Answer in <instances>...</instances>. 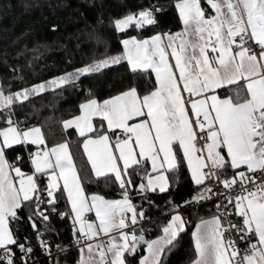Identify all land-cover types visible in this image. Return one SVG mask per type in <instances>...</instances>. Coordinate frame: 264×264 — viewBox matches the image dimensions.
<instances>
[{"label": "snow or ice", "instance_id": "6c2138e0", "mask_svg": "<svg viewBox=\"0 0 264 264\" xmlns=\"http://www.w3.org/2000/svg\"><path fill=\"white\" fill-rule=\"evenodd\" d=\"M175 8L180 31L129 36L121 55L16 92L0 87V264H32V244L17 227L25 222L51 256L41 225L54 214L72 221L78 264H129L141 245L147 254L138 264H164L188 221L175 205L162 234L146 239L135 226L148 217L132 193L152 204L147 194L169 191V174L182 163L200 189L192 200L216 198L218 210L195 225L191 264H264V0H175ZM162 11L154 4L114 26L142 31ZM121 61L154 74L155 84L104 100L90 94L78 115L62 121L82 138L84 167L69 140L49 145L41 127L15 118L32 96ZM101 178L112 179L122 198L89 195L86 181ZM233 216L240 219L232 223Z\"/></svg>", "mask_w": 264, "mask_h": 264}, {"label": "trees", "instance_id": "16d2710c", "mask_svg": "<svg viewBox=\"0 0 264 264\" xmlns=\"http://www.w3.org/2000/svg\"><path fill=\"white\" fill-rule=\"evenodd\" d=\"M150 3L163 6V11L157 13V25L147 26L142 31L135 28L124 33L117 31L115 20L149 7ZM181 27L175 0H0V87L6 93L16 92L106 57L121 55L123 37H146L160 30L179 31ZM154 84L153 74L134 73L127 61H121L81 76L74 85L32 96L17 105L15 118L29 126L41 127L49 145L69 140L78 166L84 167L85 157L79 147L82 138L72 129L64 130L62 121L76 115L79 105L90 94L103 100L129 86H138L140 91L148 92ZM18 154L19 147L9 153V158ZM169 180V191L147 194L152 204L140 197L133 198L142 207L147 205L148 208L143 210L147 216L154 217L144 232L146 239L161 234L174 206H180L181 202L192 199L200 191L183 163L176 172L169 174ZM85 187L88 194L98 193L108 198L121 196V190L112 179H91L86 181ZM169 201H172L171 205ZM182 208L180 213L185 215L188 224L175 246L166 253L164 264L192 262L195 258L194 226L197 221L215 214L214 204L205 200ZM58 210H67L65 199L60 200ZM27 214L28 209L21 213L25 217ZM17 227L20 236H27L31 242L32 256H44L46 252L39 246L31 227L26 222ZM41 230L44 231L43 238L52 245L53 254L40 258L36 264H64L65 260L68 264H78L79 249H70L64 255L56 253V245L65 246L75 237L70 219H61L54 214L46 225H41ZM143 252L144 245H141L135 258L128 257L129 264H138Z\"/></svg>", "mask_w": 264, "mask_h": 264}, {"label": "built area", "instance_id": "2783aa9c", "mask_svg": "<svg viewBox=\"0 0 264 264\" xmlns=\"http://www.w3.org/2000/svg\"><path fill=\"white\" fill-rule=\"evenodd\" d=\"M154 4H155V3H150V4H149V7L152 6V5H154ZM225 194H226V193H225ZM205 201H209V202H212V203L214 204V213H215V215H217V214H218V210H217V207H216L217 199H216V198H213V199H207V200H205ZM219 202L221 203V205H223V203H224L223 196L219 197ZM133 203L138 207V209L142 207L141 204L138 203V202H136V201H134ZM142 208H143V209H144V208L147 209L148 206L145 205V206L142 207ZM182 210H183L182 207L178 209L179 212H181ZM220 211H223V207H221ZM60 212H63V211L61 210ZM57 216H58V215H57ZM147 217H148L147 220L141 221V223H140L139 225L135 226V228H136V230H137V234H141L140 231H139L141 228H143V229L146 230V229L148 228L150 222L154 219V217H149V216H147ZM229 219L231 220L232 223H236L240 218H239V217H234V216H233V217H229ZM42 231H43V230H42ZM54 231H55V230L53 229V232H54ZM144 232H145V231H144ZM144 232H143V234H144ZM43 233H44V231H43ZM232 238H233V239H236L235 236H233ZM79 248H80V245H78V244L75 242V237H74L73 239L70 240V242H69L67 245H65V246L60 245V248L57 249L56 253H60L61 255H64V254L66 253V251H68V250H70V249H79ZM52 254H53V252H51V255H52ZM42 257H50V256H49L47 253H46L44 256H41V257L32 256V257H31L32 264H36V263L40 260V258H42ZM64 264H68V262L65 260V261H64Z\"/></svg>", "mask_w": 264, "mask_h": 264}, {"label": "crops", "instance_id": "0c3cea01", "mask_svg": "<svg viewBox=\"0 0 264 264\" xmlns=\"http://www.w3.org/2000/svg\"><path fill=\"white\" fill-rule=\"evenodd\" d=\"M139 12V11H138ZM177 12H178V10H177ZM120 19V18H119ZM182 28V27H181ZM180 31V30H179ZM161 32H166V31H161ZM155 34V33H154ZM151 35H153V34H151ZM151 35H149V36H151ZM131 36H133V35H131ZM149 36H146V37H149ZM129 36H126V37H123L122 39H121V41L123 40V39H126V38H128ZM121 46H122V50H123V45L121 44ZM122 53H123V51H122ZM129 65V64H128ZM129 67H130V65H129ZM153 77H154V74H153ZM154 79H155V77H154ZM49 80V79H48ZM48 80H45V81H43V83L44 82H47ZM40 84V83H39ZM36 85V84H35ZM116 95V94H115ZM114 96V95H113ZM109 98V97H108ZM105 99H107V98H105ZM104 100V99H103ZM79 114V112L76 114V115H78ZM72 117V116H71ZM71 117H69V118H66L65 120H67V119H70ZM72 130H74V129H72ZM75 131V130H74ZM76 132V131H75ZM188 169V168H187ZM189 171V170H188ZM189 174H190V172H189ZM190 177H191V175H190ZM91 194H94V193H90L89 195H91ZM96 194H98V193H96ZM106 199H121L122 197L121 196H119V197H113V198H108V197H105ZM65 202H66V200H65ZM134 202V201H133ZM66 205H67V202H66ZM67 208H68V205H67ZM172 214H174V212L172 213ZM171 214V215H172ZM182 214V213H181ZM171 215H170V217H171ZM183 215V214H182ZM215 214H212L211 216H208V217H206V218H203V219H211L213 216H214ZM87 216H88V218L90 219V220H94L95 219V215H94V213H88L87 214ZM184 216V218H185V215H183ZM170 217H169V219H170ZM168 219V220H169ZM168 220H167V222H168ZM70 222H71V229H72V231H73V225H72V221L70 220ZM166 222V223H167ZM200 222V220L199 221H197L196 222V224H198ZM195 224V225H196ZM166 225V224H165ZM164 225V226H165ZM195 231V226H194V229H193V232ZM161 234H162V232H161ZM161 234H159V235H161ZM158 235V236H159ZM156 238V237H155ZM155 238H153V239H155ZM104 239H107L106 237L104 238ZM151 240V239H150ZM192 240H193V238H192ZM193 245H194V240H193ZM147 253H146V246H144V252L142 253V255L140 256V258L143 256V255H146ZM79 259H80V251H79ZM79 261V260H78ZM189 264H191V262L189 263Z\"/></svg>", "mask_w": 264, "mask_h": 264}, {"label": "water", "instance_id": "95a60500", "mask_svg": "<svg viewBox=\"0 0 264 264\" xmlns=\"http://www.w3.org/2000/svg\"><path fill=\"white\" fill-rule=\"evenodd\" d=\"M132 196H133V198L139 197V196H137L135 193H134ZM186 202H187V203H186ZM194 202H196V201H193L192 199H190V200H186V201H183V202L180 203V207H185V206H187V205H189V204H192V203H194ZM145 238H146V237H145Z\"/></svg>", "mask_w": 264, "mask_h": 264}, {"label": "rangeland", "instance_id": "374dc122", "mask_svg": "<svg viewBox=\"0 0 264 264\" xmlns=\"http://www.w3.org/2000/svg\"><path fill=\"white\" fill-rule=\"evenodd\" d=\"M123 18V17H122ZM121 19V18H120ZM181 30V29H180ZM158 32H161V30L160 31H158ZM175 32H177V31H175ZM103 60V59H102ZM96 62V61H95ZM94 63V62H93ZM93 63H90V64H93ZM87 65H89V64H87ZM84 66H86V65H84ZM84 66H81V67H78V68H76V69H79V68H82V67H84ZM76 69H74V70H76ZM73 70V71H74ZM73 71H71V72H73ZM67 73H70V72H67ZM65 74V73H64ZM64 74H62V75H64ZM62 75H59V76H57V77H60V76H62ZM57 77H54V78H57ZM54 78H51V79H49L48 81H50V80H52V79H54ZM41 83H43V82H41ZM29 88V87H28ZM19 91V90H18Z\"/></svg>", "mask_w": 264, "mask_h": 264}]
</instances>
